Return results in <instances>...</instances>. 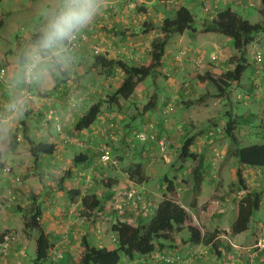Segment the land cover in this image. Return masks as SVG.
I'll return each mask as SVG.
<instances>
[{
	"label": "rangeland",
	"instance_id": "obj_1",
	"mask_svg": "<svg viewBox=\"0 0 264 264\" xmlns=\"http://www.w3.org/2000/svg\"><path fill=\"white\" fill-rule=\"evenodd\" d=\"M40 3L41 0H2L0 4V12L3 15L6 14L7 19L4 26L0 29V67L4 66L5 60L16 63L17 55L20 53L22 47H24L28 42V40H26V36L30 34L29 30L36 20L37 9ZM242 4H244V8H235V12L237 14L245 18L251 24L261 21V16L259 14V3H257L255 7H249L248 0H245L242 2ZM156 5L153 3L154 7H156ZM161 8L162 9L160 10H163L164 12L165 7L163 6ZM173 13L167 14L166 16L172 17ZM194 16L195 22L193 24V28L198 32V34L193 36L192 33L186 32L182 36H172L165 47V56L162 59L161 69L138 86L136 94L132 99L128 101H119L118 105L113 107L103 104L102 117L104 116L107 120L105 126L108 130L105 135L101 137L102 140L100 143H104L103 146L107 145L109 150H111L110 147L112 148V144L110 143H123V140L121 142L120 137L121 133H125L128 135L131 143L140 144L138 148L139 150L143 145L148 154L152 153L149 152L151 151L149 144L154 146H157L158 144L156 142H141L137 140L135 138V134L131 133V129L128 128V126L131 125L133 121H135L137 124H142L143 122V124L149 127V130L145 132H137L136 134L150 135V133H152V135L155 134L158 136L157 132H161L157 130L160 128L158 124L164 123L162 122L164 119L166 122L164 123L166 127L172 130V124L175 122V116L178 114V121H180L182 125H186L182 128V130L185 132L182 141L177 142V139L172 140V137H168L167 134H164L165 132L160 133V137H164L165 142L164 146L159 145V147L157 146L158 148L153 151L155 158L153 160H149V158H147V153L144 152L146 157L144 156L142 159L136 158L135 161L141 163L142 168H144L142 171L151 177V186L158 187L161 193H165V189L169 182L173 183L174 187L181 189V191H175L174 200L177 203L180 202V204L184 206V209L187 210L190 215L192 223L197 224V218L202 213L203 207L201 209L197 207L192 208L191 203L196 198L194 195L193 173L199 162L188 160L186 163L181 165L182 168H179L180 164L177 162L176 157H174L175 151L176 153L179 151L180 146L185 138L187 139L194 136L196 138L195 142L197 141L196 143H201L205 147L204 154H202L198 149L202 147V145H198L200 147L197 146L194 148L193 146L191 148V152L198 155L199 157L200 155L203 156L200 169L203 177L201 182V191L198 195V206L201 207L204 204H214V202H217L218 207H216L217 215L205 225L203 232L209 234V232L214 231L215 229L219 231L218 237H220L221 242L218 248H228L225 251L226 255L233 256V259H235V264H241L242 262L246 263L251 259L250 257L255 258L252 261L253 264H258V262H256L258 258L259 262H264L261 260L263 257L260 256L259 253V250L264 249V237L257 238L254 241V244L252 243V245L245 248L235 247L233 246V242H229L233 239V236L230 235V228L235 220V204L245 195V192H242L236 184L234 170L238 168V164L236 160L231 157V152L235 147L242 148L255 144H264V34H258L255 37L253 43L248 46L247 55L245 56L248 67L243 73L240 84H233L232 87L228 89L227 94L224 97L218 98L216 97V88L208 82L203 84L199 83L197 76L203 75L207 71L219 75L224 71L231 69L229 66V59L237 54H235L234 49L231 46V41L227 37L216 33H199L202 22L200 19V7H197ZM162 19L163 17L161 19L156 17L154 24V27L157 28V37L161 36L160 32L158 31V27L161 25ZM140 20L143 21L142 17ZM137 26L136 28L138 29H136V31L140 32V30L143 28V25H141L140 29ZM156 34H151V39L148 40L149 44L156 37ZM127 36L128 34H124L121 41L125 40ZM225 41H228V43ZM219 46L223 50V57L217 49ZM184 53H186L188 56V66L182 69L183 71L177 73L176 69H178V67L175 65V62H178L179 58H176L175 55H178L181 59H183L185 57ZM212 57H214V60H211ZM258 58L262 59V62L258 63ZM89 67L90 64L87 63L82 68L76 67L74 75L75 77L69 79L68 85H66L67 83L65 85H61L68 94L72 95L74 99L83 101L84 109L89 108L90 105L101 99L105 101L106 98L114 92V88L120 82V80H117V75H115L114 69H110L109 73L114 79L112 83L113 89L110 91V89L104 88L105 84L100 85V82L96 81L97 75L94 77V75L91 73L92 71L89 70ZM185 72H189L190 74L189 78L186 80L187 83H180V79L181 77L183 78ZM177 74L179 76L175 77ZM57 78L59 77L57 76ZM252 83L255 84V89L253 90L252 86V88L248 90V87L252 85ZM54 84L56 86V83ZM243 91L246 93L243 94ZM185 92L188 94L185 95ZM45 93H50V96L52 95L50 89ZM154 94L157 96V98L162 100V102L160 103V101H158L157 107L154 110L145 113L147 115L145 116L142 114V108L149 102L151 96ZM251 95L255 96V98L253 99ZM47 102L50 103L49 105L52 104L51 97ZM169 104L172 105V108L166 111ZM186 104L189 106L186 107ZM46 106L45 108H47ZM163 110L167 112L165 116L163 115ZM227 113H229V116L226 115ZM251 114L255 115L254 119L249 117ZM237 116H243V123L238 124L236 130H234L233 133L237 139V142L233 143L228 137L224 136L223 131L226 123L229 120H234ZM157 118L160 119V122L157 121ZM37 119L38 117L36 115L33 117V121L28 122L27 132L25 135H23L24 133L21 127H17L15 129L14 135L24 136V140L20 143H37L40 140L33 132L34 129H36V127L38 128L39 126V124L36 123ZM152 121L157 122L155 123L157 125H155L156 127L154 128H152L153 125H151ZM132 126H134V124ZM46 131H49V134L54 136V138L57 136L54 127H47ZM63 131L66 135H68V130L66 131L64 129ZM0 135L2 134L0 133ZM115 135L118 137V141L113 139L116 138ZM9 136L7 138L0 139V141L3 140L2 143H9L11 140V137ZM110 136L111 138H109ZM12 143V153H17V151L19 152L20 147H15V143ZM77 143L83 142L78 141ZM176 143H179V147ZM27 147L28 146L25 147L26 150L25 148L22 149V151L25 150L23 151V154H25L27 151ZM120 149L121 147L118 148V153L116 154L118 158H111V162L105 165L100 162H96L78 173V180L76 181L79 182L78 186L80 188L70 190L67 193L68 199L73 209L72 214L69 212H64L63 209H61L59 213L61 215L63 214L62 221L65 223L67 221L68 225L73 226L86 223L88 227L90 225L94 226L96 224V219L101 216L96 214V218L92 223L91 219H87V221L85 219L82 220L83 217L79 214V205H77V203L80 200L81 194L90 195L96 192L98 197L102 200L103 210L108 212L106 216H113L110 219H108V217L102 219V223L107 227L106 232L108 241L109 237H111L110 242L107 244L102 243L101 245L100 243H97L98 246H109L115 243L114 236H111L110 234V228L117 221H126L128 223L134 224L146 223L149 221L154 214L155 205L158 201V199H149V202L146 203V206H143L146 196L144 193L146 192H144V190L134 189L132 186H130L134 181L132 180V182L129 176L134 170L135 164L128 162V156L125 157V155H122L119 151ZM125 150H127V148ZM12 153H10V155ZM114 155L115 153L112 152V156ZM120 155H122V158ZM216 155H219V157ZM3 156V159L6 160V155L4 154ZM14 156L18 158V155ZM164 156H167L168 160L164 158ZM26 157L27 154L24 155V158ZM121 159L123 160V163H120ZM70 162H72V158H70L68 163L60 168L58 174H53L52 180H49L52 184L55 186L58 185V178L65 170V167L70 165ZM117 171H120V174ZM241 171L242 174L245 175L243 177L246 178L250 173L256 178L258 176L257 171H250L248 168L241 167ZM11 172H9L10 174L8 173L6 177L14 179L16 176L21 177L19 182L16 181L18 185L23 181L29 180V187L32 192L36 191L33 188L34 185H37L40 182L39 179H45V174H47L46 171L44 174V170H41L39 164L36 161L33 163L23 162V164L19 166V169L15 170V173L18 175H15L12 170ZM110 175H121V186L132 188L141 194V197L144 196L141 202L135 205L132 201H130L128 202V205H124V198L120 194L124 191L122 188L119 190V192L115 191L117 192L116 195L115 192L112 194V188H110V192L108 193L104 180H106V176ZM2 177H4V175H2ZM2 184L3 180L0 181V193L2 192ZM211 184H214V186L211 187ZM118 186L119 185L116 184L113 189L117 188ZM246 186L250 189L252 188V190H264V182L261 183L259 187L255 185L251 186L247 183ZM212 189H215V191L212 192ZM74 191H78L79 195L76 196L75 194L71 193ZM105 192V196L102 197V193ZM177 193L179 194L180 198L177 197ZM11 195L12 197L4 199V205L7 207L6 211L1 212L0 207V231L6 229L3 224L7 221H10L8 225H12L13 228L11 230L9 229L8 231L13 232L15 237L17 236L16 239H21L23 242L25 238H30L28 240L29 245L26 246V249L19 258L23 257L22 259L24 260L25 264H33L35 258V239L38 233L37 231L25 232L23 230V222L28 217L27 212L31 207L32 199H27L31 203L28 206L24 204L25 201L19 200L20 198H14L16 194L12 193ZM41 196L43 197V195ZM39 198L40 197H38V199ZM0 203L3 204V202ZM10 204H12L11 208L9 206ZM15 206L20 207L21 211L16 212L14 210ZM41 208L44 209V205H41ZM12 214L13 217H11ZM53 217H55V212L53 211H51L50 214H46L44 223L45 226L48 225L49 220H51ZM253 217L257 218V221L261 223L264 222V207L255 212ZM66 230L68 231V229ZM71 232V239L75 240V242L70 245L66 254H63V258L60 260H54V257L49 255V258L46 262H44V264H73L68 254L72 252L75 256L80 251L78 246L80 244L79 241L81 238L78 233L73 234L74 230ZM65 233L67 234V232ZM96 234L99 237L102 234V232H100V228L98 227L96 229ZM188 237L189 233L186 230L178 235V238L182 240H185ZM97 241L100 242V240ZM160 242L162 243L164 241ZM166 243L169 244L170 242L167 241ZM176 254L182 255L180 251L173 253V255ZM165 256L168 255H164L162 253L158 254L156 258H151L148 260V262L155 261L156 259L161 264H163L160 260V257ZM219 257H216L213 253L212 259L213 261H217V258ZM246 258H248V260H245ZM140 259L141 260H138V262L142 264L144 259Z\"/></svg>",
	"mask_w": 264,
	"mask_h": 264
},
{
	"label": "crops",
	"instance_id": "obj_2",
	"mask_svg": "<svg viewBox=\"0 0 264 264\" xmlns=\"http://www.w3.org/2000/svg\"><path fill=\"white\" fill-rule=\"evenodd\" d=\"M243 1L245 0H182L181 3L179 4V7L184 6L188 8V10L194 15H195V11L197 7H200L201 8V18L200 19L201 21H204L206 19H212L218 12H221L227 8H230L234 12H235L236 7L244 8V4H242ZM1 2L2 0H0V4ZM153 3H155V5L157 4L156 7L153 6ZM248 3H249V7H255L257 3H259V0H248ZM163 6L164 5L158 0H133V1L111 0L110 6L97 18L96 22L82 35L85 38V43L82 49L78 52V59L74 62L71 70L69 71V74H68L69 78L71 79L75 77L74 75H75L76 67L82 68L86 63L91 65L95 55L104 56L108 60H121V61L131 63V64L132 63L133 64L148 63L150 60L148 56L149 47H150L148 40L151 39L150 38L151 34H156L157 28L154 27L151 31L144 34L142 32L143 28L140 30V32H138L136 31V29H138L136 28V26L139 25L137 27H139L140 29L141 25L149 21L155 24L156 17H158L159 19H161L162 17L164 18L166 17L167 14H171L175 12L177 9V6L165 5L164 6L165 9L163 12V10L162 11L160 10L162 9L161 7ZM141 17L143 21L140 20ZM124 34H128V36L125 38V40L121 41ZM29 35L26 36V40L29 39ZM155 36L157 37V34ZM225 42L228 43V41H225ZM217 49L223 57V50L221 49V47L219 46L217 47ZM184 55L185 57L183 59H181L178 55H175L176 58H179V61L175 62V65L178 67V69H176L177 73L183 71L182 69L188 66V61H187L188 56L186 53H184ZM15 64L16 63H12V62H9L8 60H5L4 66L0 67V69L4 68L6 70L5 80L10 75ZM114 72H115V75H117V80H120L119 84L114 88L115 90L121 84V81L123 79V73L121 72L120 69H114ZM91 73L92 75H94V77L97 75L96 81L100 82V85L105 84L104 88L110 89V91L113 89L112 83L114 79L112 75H110L107 69L105 70V69L97 68L96 70L93 69ZM189 75H190L189 72H185V74L183 75V78L181 77L180 79V83H185V82L187 83L186 80L189 78ZM178 76L179 75L177 74V76L175 77H178ZM58 77H59L58 78L59 81L63 79V77H61L60 75ZM3 82H0V113L3 112V103L7 99V96L10 94V90L4 87ZM68 83L69 81L67 82L66 85H68ZM49 89L52 94L51 96H50V93H45L46 91L41 92V91L30 89L32 96L30 99V107L28 111L24 114L22 119L18 121H13L12 127L9 128L7 126H4V130L0 132L2 134L0 135V139H2V137L3 138L8 137L9 135H10L9 137H11V140L9 143L7 144L4 143L5 148L7 150L5 154L6 155L5 157L7 159L6 160L3 159L4 158L3 156L4 154H3L2 160H1L4 163V166H5L4 168L10 169V172L12 170L15 175H18L17 173H15V170L19 169V166L22 165L23 162L33 163L34 161H36L39 164L41 170H44V174H45V171L47 172V174H45V179L43 178L42 180L39 179L40 182L37 185H34L33 187L36 191L32 192L29 187L30 186L29 180L23 181L18 185L16 181L19 182V179L21 180V177L16 176L15 179L6 177L7 175L2 177L0 173V181L3 180L2 192L0 193V202H3V204L0 203V207H1V212L6 211L7 207L6 205H4V201H5L4 199H8L9 197H12L11 194L13 193V194H16V196L14 195L15 196L14 198H20L19 200L25 201L24 204L28 206L32 203L28 201L29 198L32 200L33 198L36 199L37 201L36 205L40 208L42 212V217H43L42 223L44 226H45L44 223H45L46 214H50L51 211L55 212V217L49 220V223L47 226L44 227V230L48 234V236L50 235L49 236V242L51 245L50 247L51 251H49L50 254H56V255L61 254V256L63 257V254H66L70 245L75 242V240L71 239V235H72L71 231L73 230H74L73 234L78 233L81 239L83 236H85L87 240L90 242V244L96 248L106 247L105 245L98 246L97 243H100L101 245L102 243L107 244L110 242L111 237H109V241L107 239V232H106L107 227L102 223L103 218L105 219L108 217V219H110L111 217H113L112 215L106 216L108 213L107 211L105 210L85 211L83 207L81 206L80 200H79L77 205H79L78 210L80 211L79 214L83 217L82 220L85 219L87 221V219L88 220L91 219V223H92L93 220L96 218V214L101 216L98 219H96V224L94 226L90 225L89 227L88 225H86V223L82 225L81 224L73 225V226L68 225L67 221L66 223L62 221L63 214L62 215L59 214L61 209H63L64 212H69L70 214H72L73 209L68 199L67 193L70 190L80 188L78 186L79 182H77L76 180H78L77 179L78 173L81 172V170H85V168L90 167L92 164L96 162H100L99 158L101 156V148L103 147V144H104V143H100L102 140L101 137L105 135L108 129L105 126V123L107 122V120L104 116L102 117V110H101V115L99 116L98 120L94 123V125H92L87 130H83L80 132L76 131L74 129V124L76 123L77 119L80 118L82 114L88 108L84 109L83 101L74 99L71 94H68L65 91V89H63L62 86L56 88L54 84L50 86ZM187 94L188 93L185 92V95ZM50 97L52 101L51 105H49L50 103L47 102ZM158 101H160V103L162 102V100L157 98V102ZM75 102L77 105L74 107H71V104H75ZM45 103L47 106L45 105ZM45 106L47 108H45ZM51 108L54 109V111L57 113L56 116H58L60 120L62 119L61 121L64 123V129L66 131L68 130L67 136L74 139L76 142L82 141L83 143H76L71 146L63 145L59 141V138L57 136L54 138V136L49 134V131H46L47 128H43L41 126V121L43 118L42 112L45 110L47 111L48 109H51ZM40 109H43V111H41ZM36 115L38 117V119L36 120V123H38L39 126L38 128L36 127L34 131L33 130L32 131L34 132V134L38 136L37 138L40 139L39 141H45L48 144L54 145L55 150L51 155H39L36 159H34L30 154V145H29L30 143H20V142L24 140L23 135H25V133L27 132L28 122L33 121V117H35ZM144 115L147 116L146 114ZM175 117H176L175 122H173L172 124L173 129L171 130L170 128H167L166 125L164 124L166 122L163 119L162 122L164 123L158 124L160 128H158L157 130L161 132H157V135L165 132L164 134H167L168 137L169 136L172 137V140L177 139V142L178 141L181 142L185 135V132L182 130V128L185 127L186 125L184 126L181 124L180 121H178V114ZM157 121L160 122V119L157 118ZM155 123L157 122L152 121L151 123V125H153L152 128L156 127L155 125L157 124ZM133 124L134 126H132ZM17 127H21L23 130L25 129L26 132H23L24 133L23 135H14L15 129ZM49 127H53L52 124L49 125L48 128ZM128 128L131 129L132 134H136L137 132H145L149 130V127L143 124V122L142 124H137L135 121H133L131 125L128 126ZM115 137L116 138H113V139L118 141L119 140L118 137L116 135ZM109 138H111V136ZM120 138H121V142L123 140V143H110L112 144V148L109 145L111 149L110 150L111 158L117 157L116 154L118 153V148L121 147V149L119 150L121 154L125 155V157L128 156V160H129L128 162H132L133 164H135L134 170L131 173V175L133 176L131 181L133 180L134 182L132 181L133 184H131L130 186H132L134 189L144 190V192H146L144 193L146 194L145 199H144V205H143L144 207L146 206V203L149 202V199L150 200L158 199L157 204L155 205V209H156L157 205L163 199V196L165 193L163 192L161 193L158 187L151 186L150 184V182H152L151 177L148 176V174H146L144 171H142L144 168H142L141 163L135 161L136 158L142 159L144 158V156L146 157V155H144V152H146L145 147H143L142 145L139 150L138 148L140 144L131 143L130 139L128 138V135H126L125 133H121ZM12 142L15 143L14 145L15 147H18V148L20 147L19 152L17 151V153L16 152L12 153V149H13V147L11 146ZM196 142H195L194 148H196L198 145H202L201 143H196ZM16 143L18 144V146ZM176 144L179 147V143H176ZM149 145H150V150H151L149 152H152V153L148 154L146 152L147 158H149V160L150 159L153 160L155 158V154L153 151L157 149L159 145L156 144L158 147L151 145V144ZM26 146H28L27 151L25 152V154H23V151L26 150L25 148ZM1 147L3 146L0 144V148ZM24 148L25 150L22 151V149ZM126 148L127 150H125ZM200 148L198 149L201 151L202 154H204L205 147L202 145V147ZM112 152H114L116 156L115 155L112 156ZM10 153L12 154L10 155ZM26 154H27V157L24 158V155ZM176 154L177 153L175 151L174 157H176ZM14 155H18V158H16ZM122 155H120L121 158H122ZM77 156H80L85 161L80 164H74L73 159ZM70 158H72V162H70L69 166L65 167V170L63 171L61 176L58 178V185L55 186L49 180H52L53 174H58V172L60 171V168H62L63 165L68 163ZM164 158L167 159V156H164ZM120 163H123L122 159L120 160ZM137 165L140 166L139 169H137ZM236 170H234V175H235ZM248 170L257 171L259 169H249L248 168ZM117 172L120 174V171H117ZM243 176L245 175L243 174ZM120 177L121 175L106 176L105 178L106 180H104V183L106 182L108 183V181L110 182V184L112 183L110 187L106 186L107 187L106 190L108 191V193L110 192V188H112L111 189V192L113 191L112 194H114L115 191L118 192L121 188L122 189L126 188L125 186H121L122 181H120L121 180ZM243 178L245 182L247 184H250L251 186L255 185L259 187L261 183L264 182L263 179L260 178V176H257L256 178L251 173L247 176V178L246 177H243ZM62 179L63 181L60 182ZM116 184L119 186L113 189V187L116 186ZM212 186H214V184H211V187ZM18 188H21V189H18ZM247 188L249 190H252V188L251 189L249 187ZM179 190L181 191V189H178L175 187L176 192ZM200 191H201V184H200ZM214 191L215 189H212V192ZM117 192H115V195ZM260 192L263 193V196L261 198V203H262L261 208H263L264 207L263 206L264 190L262 191L260 190ZM93 194L98 197L96 192H94ZM105 194L106 192L102 193V197L105 196ZM41 195H43V197ZM82 196L84 195L81 194L80 197ZM38 197L40 198L38 199ZM177 197L180 198L178 193H177ZM198 201L199 200L197 197L196 198L197 208L201 209L202 207L205 206L204 204L203 206L199 207ZM40 204L42 206L44 205V209L41 208ZM178 204L184 208V206L180 204V202H178ZM214 204L217 207V202H214ZM9 206L11 208L12 204H10ZM19 209L20 207H17V206H15L14 208L16 212L20 211ZM11 217H13V214L11 215ZM9 222L10 221H7L6 223L3 224V226L6 229H3L0 231V236L2 235L3 232H7L9 229L11 230L13 228L12 225H8ZM97 227L100 228V232H102L100 237L96 234ZM66 229H68V231ZM65 232H67V234ZM110 234L111 236H114L111 232ZM261 237H264V222L261 223L257 221V218L252 217L248 225V229L239 235L233 236L232 241H229V242L230 243L233 242L234 243L233 246L235 247L245 248L247 246L252 245V243L254 244V241L257 238H261ZM29 239L25 238L23 242L21 239H16V241L13 242L11 246L9 247V251L4 261L1 264H25L24 260L22 259L23 257L19 258L20 257L19 253H21V251L24 252V250L26 249L25 241H28ZM187 239H185V242ZM97 240H100V242H98ZM216 241H219V245H220V242H221L220 237H217L215 242ZM179 244L180 243H177V242L175 243V245H179ZM169 245L170 243L167 244L165 242H162L160 244H157V246L155 245V251L152 254L146 255V256L135 254L131 259L123 257L121 258L119 264H141L138 262V260H141L140 258L144 259L142 264H161L156 259L155 261H149V262L148 260H150L151 258H156L158 254H161V253L164 255H173V253L177 251H180V253H182V257L187 259L189 264H235V259H233V256L226 255L225 251L228 248H225V249L217 248V251L220 253V257L217 258V261H213L212 256H213L214 251L211 249L209 245H203V244L193 245L189 242H186L185 244H182L181 246H178L175 249H173L171 245L170 246ZM259 253H260V256L263 257L261 260L264 261V249L259 250ZM52 257L54 256L52 255ZM250 258H251L250 260L246 258L245 260H248V261L246 263L242 262L241 264H251L255 258L253 257H250ZM54 260H55V257H54ZM258 260L256 261L258 262V264H264V262H261V261L259 262Z\"/></svg>",
	"mask_w": 264,
	"mask_h": 264
},
{
	"label": "trees",
	"instance_id": "obj_3",
	"mask_svg": "<svg viewBox=\"0 0 264 264\" xmlns=\"http://www.w3.org/2000/svg\"><path fill=\"white\" fill-rule=\"evenodd\" d=\"M259 4L261 21L255 24H251L230 8L218 12L212 19H206L201 22V29L199 33H216L227 37L231 41V46L233 47L235 54H237L229 59V66L231 69H228L219 75L207 71L203 75L197 76L199 83L203 84L208 82L216 88V97L218 98L224 97L227 94L228 89H230L233 84H240L243 73L248 67V63L245 58L248 46L253 43L258 34H264V0H259ZM163 5L165 6V4ZM170 6H177V9L173 13L172 17L166 16L162 19L161 25L158 27V31L161 36L155 37L150 43L148 52L150 60L148 63L131 64L121 60H108L104 56L100 55L94 56L93 62L89 67L90 71H93V69L96 70L97 68L107 69L108 71L110 69H120L123 73V79L121 84L114 90V92L112 91L113 93L110 94L105 101L101 99L92 104L82 114V116L77 119L74 124V129L76 131L80 132L87 130L94 125L101 115L103 104L113 107L117 106L119 101H128L132 99L136 94L138 86L161 69L165 47L172 36H182L186 32L192 33L193 36L198 34V32L193 28L195 16L188 10V8L184 6L179 7V4ZM6 17V14L3 15L0 12V29L3 27ZM153 28L154 24L149 21L143 24L142 32L146 34ZM68 74L69 71L60 74V76L63 77L60 81L57 77H55L57 87L65 85L69 81L70 78ZM250 86L248 87V90L252 88V86L253 90L256 87L254 83ZM29 93L32 94L31 90H29ZM242 93L245 94L246 92L243 91ZM251 97L253 99L255 98L253 95H251ZM187 106L189 105L186 104V107ZM156 107L157 96L154 94L151 96L149 102L142 108V114L144 115L145 113L154 110ZM226 115L229 116V113ZM249 117L254 119L255 115L251 114ZM242 120L243 116H237L234 120H229L225 125L223 131L224 136L228 137L233 143L237 142L233 132L236 130L238 124L243 123ZM23 132H26V130L24 129ZM136 135L138 134H135V138ZM145 136L146 140L141 142L149 141L157 143V141L162 139L160 135L156 136L155 134L152 135V133ZM151 136H153L154 140H150ZM195 139L196 138L194 136L187 139L185 138L176 154V160L180 164L179 168H182L181 165L186 163L188 160L199 162L193 173L194 195L197 198L200 192V184L202 182V172L200 169L203 156L199 157L191 152V148L195 145ZM2 141H0V144L3 146L0 148L1 175L5 167L4 163L1 161L2 155L7 152L5 144L2 143ZM102 148H107L110 153V150L106 145ZM54 150L55 146L48 144L45 141H38L37 143L30 142V154L34 159H36L39 155H51ZM231 157H233L238 164V168L235 172L237 187L245 192V195L235 204V220L230 228V235L236 236L248 229V225L254 213L262 206V193L256 189L249 190L247 188L241 167L249 169H263L264 144H255L242 148L235 147L231 152ZM84 161L85 160L80 156L73 159L74 164H80ZM139 168L140 166L137 165V169ZM129 178L132 179L133 176L130 174ZM62 181L63 179L60 182ZM105 185L110 187L112 183L110 184L108 181ZM71 193L76 196L79 195L78 191ZM174 195L175 187L173 183L169 182L165 189L163 199L157 205L154 214L149 221L146 223L136 224L122 221L115 222L110 228L111 233L115 237L114 244L96 248L90 244L85 236H83L78 246L80 251L75 256L72 252L68 254L72 263L119 264L122 257L131 259L135 254L141 256L152 254L155 251V245L160 244V241H164L165 243L167 241L170 242L173 249L185 244L186 242L193 245H209L215 255L219 257L220 253L217 251L219 241L215 242L219 231L214 230L209 234L203 232L205 225L217 215L215 204L212 203L205 205L202 209V213L197 218V224H193L188 211L174 200ZM196 198L191 203L192 208L196 207ZM80 204L85 211L103 210L102 200L94 194L80 197ZM27 214L28 217L23 222V230L25 232L37 231L38 235L35 240V258L33 264H41L42 262H46L49 258L48 256L51 245L49 242V236L45 232L42 223V212L36 205L35 198H33L31 207L29 208ZM185 230L189 233V237L186 242L185 240L178 238V235ZM8 233L9 231L3 232L0 239L3 240V237H5ZM28 242L29 241H25L26 246L28 245ZM176 242L180 244L175 245Z\"/></svg>",
	"mask_w": 264,
	"mask_h": 264
},
{
	"label": "clouds",
	"instance_id": "obj_4",
	"mask_svg": "<svg viewBox=\"0 0 264 264\" xmlns=\"http://www.w3.org/2000/svg\"><path fill=\"white\" fill-rule=\"evenodd\" d=\"M110 4L111 0H41L28 42L3 82L10 94L0 113V131L23 118L30 107V89L47 91L55 77L71 70L80 37Z\"/></svg>",
	"mask_w": 264,
	"mask_h": 264
},
{
	"label": "built area",
	"instance_id": "obj_5",
	"mask_svg": "<svg viewBox=\"0 0 264 264\" xmlns=\"http://www.w3.org/2000/svg\"><path fill=\"white\" fill-rule=\"evenodd\" d=\"M181 1L182 0H160L161 3H163L165 5H169V6L170 5H178L181 3ZM84 43H85V38L83 36H81L79 39V51L82 49ZM211 60H214V57H212ZM257 62L258 63L262 62V59L258 58ZM5 77H6V70L4 68H2V69H0V82H3L5 80ZM29 95H30V97L32 96L30 93H29ZM76 102H75V104H71V107L76 106L77 105ZM171 108H172V105L169 104L166 111H168ZM43 109H40V110L43 111ZM166 111L163 110L164 116L167 114ZM42 115H43V118L41 121V126L43 128H47L49 125L52 124V126L54 127L55 132L59 138V141L63 145L70 146V145H74L77 143L74 139L70 138L69 136H67L64 133V131H63L64 130V123L58 118V116H56V112L54 111V109L51 108V109H48L47 111L45 110L42 112ZM136 138L140 141L146 140L145 135H136ZM150 140H154L153 136L150 137ZM164 142H165V139L162 138L159 141H157V144L160 146H164ZM216 156L219 157V155H216ZM111 160L112 159L109 155L108 149L102 148L101 149V156L99 158L100 163L105 165V164L111 162ZM9 172H10L9 169L4 168L2 171V175L6 176ZM257 174L264 181V168L257 170ZM123 190L124 191L120 194L124 198V205H128L129 204L128 202H130V201H132L135 205L141 202V200H142L141 195L138 192H136L134 189H132V188H126L125 189L124 188ZM263 206H264V204H263ZM15 241H16V237H15L14 233L10 232V231L5 237H3V240L0 239V264L4 261L6 255L9 251V247ZM22 253H23L22 251H21V253H19L20 257H21ZM49 255H51V256L53 255L56 260H59L62 258L60 254H57V255L56 254H49ZM160 258H161L160 260L164 264H189L188 260L185 259L184 257H182V255H180V254L168 255V256L160 257ZM41 264H44V262H42Z\"/></svg>",
	"mask_w": 264,
	"mask_h": 264
}]
</instances>
